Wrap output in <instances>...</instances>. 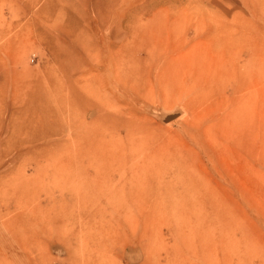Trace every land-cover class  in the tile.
I'll use <instances>...</instances> for the list:
<instances>
[{"label":"rangeland","instance_id":"obj_1","mask_svg":"<svg viewBox=\"0 0 264 264\" xmlns=\"http://www.w3.org/2000/svg\"><path fill=\"white\" fill-rule=\"evenodd\" d=\"M0 264H264V0H0Z\"/></svg>","mask_w":264,"mask_h":264},{"label":"bare ground","instance_id":"obj_2","mask_svg":"<svg viewBox=\"0 0 264 264\" xmlns=\"http://www.w3.org/2000/svg\"><path fill=\"white\" fill-rule=\"evenodd\" d=\"M47 2V1H46ZM52 2V1H51ZM55 3V2H54ZM50 6L54 4L53 3H50L49 4ZM48 6V5H47ZM46 6V7H47ZM57 8V6H55ZM52 8V7H51ZM56 10V9H54ZM59 13V12H58ZM47 14H48V11H47ZM65 17H68V16H65ZM70 17V16H69ZM68 20L72 21V18H68ZM74 22V21H73ZM72 22V23H73ZM76 22V21H75ZM74 22V23H75ZM75 26V24H74ZM78 26V25H77ZM73 27V26H72ZM74 28V27H73ZM75 29V28H74ZM165 45V44H164ZM176 45V44H174ZM170 47H171V44H170ZM167 49V48H166ZM169 50L166 51V52H162L164 54H160L158 52V50L156 51H150L149 49H145L146 51H144V55L141 54V52L139 53L138 56H134V61L137 63V64H142L144 65L147 69V72L149 71L150 74L153 76V79H150L146 73V71H138V77H135V81L131 82L130 84H134V86L132 88H135L137 89L138 86L137 85H147V84H150L151 82L155 83L156 82V78L154 77L155 73H153V70H156L160 77L163 78L165 77V75L169 74V73H174L175 72V66L177 65H181L180 63H182V59L184 56L187 55V52L186 51L185 53L184 52H180V51H176L174 49H171V48H168ZM165 51V50H164ZM163 55V56H161ZM174 55V57H173ZM133 55H131L132 57ZM176 56V57H175ZM178 57V58H177ZM153 58V59H152ZM178 59L180 62H178ZM176 62V63H175ZM128 67H130L133 71H134V68L132 65H129ZM130 68H125L124 69V72H123V75L125 76L126 80L128 81V78L129 79H132V75H129L130 74ZM137 84V85H136ZM112 85H113V82H112ZM112 88L114 90H120L122 89V86L120 84H116L115 86H112ZM123 90V89H122ZM124 91V90H123ZM125 92V91H124ZM125 93L128 94V96H130V89L129 91H126ZM131 97H132V94H131ZM121 98H125V97H121ZM129 98L125 99V101H128ZM133 99V98H132ZM251 100L253 102V104H256V100H257V94L253 93L252 96H251ZM132 102V101H131ZM139 102V101H138ZM144 162V161H143ZM148 165V164H147ZM132 170H135V169H132ZM126 171V170H125ZM142 171V170H141ZM127 172H131V171H127ZM141 173V172H139ZM146 173V172H145ZM136 174V173H135ZM143 174V173H142ZM100 175V174H99ZM98 175V185L100 183V181H102V179H100ZM122 175V174H121ZM132 175V174H131ZM140 175V174H139ZM101 176V175H100ZM129 176V175H128ZM143 176V175H142ZM133 177V175H132ZM137 177V176H136ZM139 177V176H138ZM137 177V179H138ZM145 178V176H143ZM143 177H141L143 179ZM102 178V177H101ZM121 178V177H120ZM124 178V177H123ZM141 179V180H142ZM104 180V178H103ZM108 180V179H107ZM121 180V179H120ZM133 180H135L133 178ZM110 181V180H109ZM122 181H124V183H127L128 180H125L122 179ZM132 181V180H131ZM130 181V182H131ZM136 181V180H135ZM143 181V180H142ZM104 183V182H103ZM139 184V183H138ZM102 185V184H101ZM142 185V183H141ZM143 186V185H142ZM121 187V186H120ZM99 190H98V196L101 197V198H104L107 200V198H113L115 197V195L117 194V191L113 188V186H109L108 188L109 189H105L101 186L98 187ZM34 218L33 217H30V218H27V220H25L21 226L25 225L27 228H30V234L33 233V234H36L37 231H34V227H31V224H29V220L32 222ZM51 219V220H49ZM59 219L58 216H52V217H48L47 220H39V219H36L35 221L33 220L34 223H37L36 227L37 229L39 230V226L42 225L44 222H47V221H52V223L54 222H57ZM40 222V223H39ZM34 226V225H33ZM43 231V230H42Z\"/></svg>","mask_w":264,"mask_h":264},{"label":"water","instance_id":"obj_3","mask_svg":"<svg viewBox=\"0 0 264 264\" xmlns=\"http://www.w3.org/2000/svg\"><path fill=\"white\" fill-rule=\"evenodd\" d=\"M173 118H174V115H169V116H166V117L164 118V121L167 122V121L172 120Z\"/></svg>","mask_w":264,"mask_h":264}]
</instances>
